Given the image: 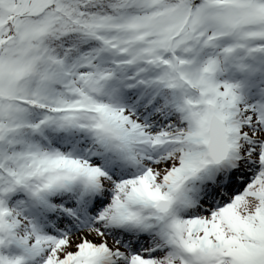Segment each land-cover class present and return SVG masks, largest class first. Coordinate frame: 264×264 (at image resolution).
Masks as SVG:
<instances>
[{
  "label": "snow or ice",
  "instance_id": "1",
  "mask_svg": "<svg viewBox=\"0 0 264 264\" xmlns=\"http://www.w3.org/2000/svg\"><path fill=\"white\" fill-rule=\"evenodd\" d=\"M0 264H264V0H0Z\"/></svg>",
  "mask_w": 264,
  "mask_h": 264
}]
</instances>
